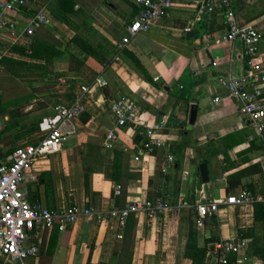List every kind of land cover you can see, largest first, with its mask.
<instances>
[{
	"label": "crops",
	"instance_id": "1",
	"mask_svg": "<svg viewBox=\"0 0 264 264\" xmlns=\"http://www.w3.org/2000/svg\"><path fill=\"white\" fill-rule=\"evenodd\" d=\"M57 1L25 0L21 14H9L8 28L0 30V58L43 64L42 59L10 50L18 47L29 51L35 38L53 46L58 53L52 58L51 75L46 80L25 81L19 91L16 86L13 90L23 94L18 97L33 94L34 98L24 103L29 105L41 100L44 94L35 88L44 85H53L52 93L63 94L55 90L56 85L66 92L72 82L89 85L91 80L101 77L106 86L104 91L95 87L85 95L80 116L88 121L83 122L80 116L70 121L68 140L62 150L27 168L21 187L30 203L49 209L90 203L97 210L107 211L121 209L136 199L155 204L164 197L167 210L154 218L132 214L122 230L113 221L96 224L88 220H80L65 231L45 230L37 244L38 257L31 264H191L185 256V246L197 219L195 206L230 197L239 202L220 204L215 214L196 224L197 246L206 249L204 264H217L219 242L239 238L245 239L246 246L229 257L231 264H264L255 255L256 249L264 244V221L255 223L253 215L254 203L264 195V147L246 155L251 162L231 166L249 146L248 136L253 132L239 115L236 103L218 87L222 79L243 75L248 59L240 41H224L223 16L206 14L200 18L203 27L199 28L200 20H196L192 3L200 0H178L168 16L156 20L148 31L139 32L126 46H121L127 27L140 12L134 0H72L80 12L71 21L82 39L98 50L103 48L108 64L102 66L71 41L75 32L51 12ZM230 1L237 22L251 24L260 31L257 59L264 63V0ZM38 12L49 23L27 37L23 34L27 19ZM0 71L5 73L1 67ZM180 92H185V97ZM120 96L131 98L150 126L162 119L168 121L169 117L185 122L184 134L188 135L190 145L182 152L179 170L171 168L167 175L160 172L161 161L181 140L178 127L163 132L160 136L163 145L154 147L151 153L136 149L131 142L134 130L126 128H117V142L112 149L105 148V137L113 128L111 101ZM216 98L219 100L213 103ZM191 105L197 107V115L195 123L188 125ZM29 106L23 113L32 109ZM50 109L51 106L43 109L47 110L45 115L37 116L36 120L47 116ZM33 113L23 123L33 122ZM0 116L4 119L1 126L18 119L17 114L9 118L6 110ZM211 136L214 139H209ZM41 137L37 131L14 144L4 145L2 141L0 145L7 150L34 144ZM115 151H123L119 184L111 177ZM202 158L207 163L197 164ZM202 164L206 166L208 183L200 178ZM237 172H244L239 187L227 190V178ZM114 186L120 187V195H114ZM181 202L193 208L180 207ZM253 227V232L241 236L240 230ZM32 243L36 244L33 240L28 242Z\"/></svg>",
	"mask_w": 264,
	"mask_h": 264
},
{
	"label": "built area",
	"instance_id": "2",
	"mask_svg": "<svg viewBox=\"0 0 264 264\" xmlns=\"http://www.w3.org/2000/svg\"><path fill=\"white\" fill-rule=\"evenodd\" d=\"M178 0H134L140 7L135 20L127 27V35L121 39L120 45L126 46L132 37L139 32L148 31L156 20L166 17ZM25 0H0V30L8 28L9 14L19 15L25 6ZM196 20L206 14H220L226 25L224 41H240L245 49L247 69L241 76H229L218 82L219 89L226 93L227 98L237 105L239 115L249 123L252 134L248 141H258L264 144V63L257 59V49L262 37L260 31L251 24L237 22L230 0H200L192 3ZM49 23L48 18L41 12L27 19V26L23 34L31 37L42 25ZM158 78H155L157 81ZM106 81L96 77L89 85L80 86L78 95L70 102L57 104L50 109V113L43 117L38 124L41 139L34 144H23L16 148L2 149L0 145V264H31L27 261L38 257V246L41 233L56 228L65 231L80 220L93 221L103 224L113 221L122 230L132 214H147L154 218L167 210L164 197L155 204L144 199L129 202L121 209L107 211L97 210L87 205L67 204L57 209L43 207L39 203H30L27 192L21 187L24 171L47 157L62 150L68 140L67 124L78 119L83 109L81 102L85 95L90 94L95 87L103 88ZM219 99L216 98L213 103ZM111 128L104 141L105 148L112 149L119 138L116 129H146L148 142L144 144L146 152L151 153L156 146L163 145L160 136L165 130L167 121L160 120L148 125L142 118L140 108L129 98L120 96L111 101ZM209 139H214L211 136ZM135 160H138L135 158ZM174 159L170 153L163 158L160 172L167 175L173 166ZM115 196L120 195V187L114 186ZM245 200V195L242 194ZM264 208V195L258 199ZM235 197L226 200H216L209 204H198L195 210L198 216L197 225L201 220L218 211L220 204H236ZM192 209V205L181 202L180 207ZM121 234L118 235L120 239ZM30 240L36 242L28 244ZM246 246L243 238L223 240L217 244L219 256L217 264H230L229 257L237 255Z\"/></svg>",
	"mask_w": 264,
	"mask_h": 264
},
{
	"label": "trees",
	"instance_id": "3",
	"mask_svg": "<svg viewBox=\"0 0 264 264\" xmlns=\"http://www.w3.org/2000/svg\"><path fill=\"white\" fill-rule=\"evenodd\" d=\"M75 3L72 0H58L54 7H51V12L53 15L60 20L62 23L67 25L71 30L75 32L74 36L72 37L71 41L75 43L82 51L86 52L88 55L93 57L96 61H98L102 66H106L108 63L106 62V56L103 53V48H94L84 39H82L77 34V28L72 23L71 18L75 17L80 11L74 8ZM215 14V13H212ZM201 23V24H200ZM202 20L199 22V28H202ZM206 31L205 29L201 32L202 35ZM11 51H16L18 53L27 55L32 59H42L44 61L43 64H34L19 60H14L7 57L0 58V67L12 77L13 80L19 82H43L46 80L50 75L51 72L49 70V66L51 65L52 58L57 55L58 53L54 50V47L40 42L38 39H33L31 43V47L29 51H26L25 48H18V47H11ZM149 81V79H147ZM92 83V80L91 82ZM157 85V84H156ZM47 86L44 85L43 87L35 88V91H40L43 95L41 100L38 102L39 109H46L50 105L51 107L57 105L59 103V99L63 98L64 100L70 102L72 101L77 95L80 90V86L77 83L72 82L69 84L68 89L63 94H56L52 93L54 91V86ZM158 86V85H157ZM105 89L103 88V91ZM47 92V94H46ZM106 96V92H104ZM186 95L185 92H180V96ZM185 97V96H184ZM33 94L31 95H24L20 97H16L14 99L5 100L2 95L0 94V114L7 110L8 108H14L17 112L18 119L9 120L3 126L0 127V142L4 141V145L7 143L14 144L16 141L27 137L31 134H34L38 131V124L39 119H35L30 124L23 123L24 120L27 118L29 113L20 112L22 105L25 106V102L33 99ZM80 119L83 122H87L86 118L80 116ZM171 127H178L180 129V137L181 140L178 141L171 151L172 156L174 157V166L172 167L173 170L177 171L180 167V161L182 158V152L190 145L188 141V135H185V122H179L177 119L173 117H169L165 131H167ZM11 131V132H10ZM10 132V135L6 136ZM7 141V142H5ZM131 142L134 144L136 149H140L141 151H146L144 148V144L148 142V138L146 137V129L142 127H137L134 130V135L131 138ZM264 145H260L258 141H252L249 143V146L241 153L238 154L239 159L236 163H232L231 166L235 167L237 165H242L246 162H251V160L246 156L248 153L252 152L253 150H261L263 149ZM16 147H11V149ZM3 149V147H2ZM195 149V147H194ZM122 158H123V151H115L114 152V160H113V168H112V180L119 184L120 177L122 172ZM195 163V160H191ZM207 163V161L202 158L201 161H198L197 164ZM196 176H198V171L196 170ZM244 172H237L227 178V190L239 187L241 178L243 177ZM85 191L86 194L88 192V177L85 176ZM88 196V194H87ZM87 206H90V203H87ZM253 215L255 223L263 222L264 221V208L262 207L261 203L255 202L253 205ZM198 219V216H195ZM194 217V218H195ZM130 218V217H129ZM128 218V219H129ZM196 222H193V226L190 228L188 238L186 241L185 246V256L186 258L191 260V264H204V258L206 254L205 248H199L196 242ZM128 222V220H127ZM126 222V226H127ZM195 225V226H194ZM125 226V227H126ZM254 227L250 229L240 230L242 237L246 236V233L249 234L253 232ZM255 255L258 256L260 259L264 260V244L259 246L256 251ZM231 264V262H230Z\"/></svg>",
	"mask_w": 264,
	"mask_h": 264
},
{
	"label": "rangeland",
	"instance_id": "4",
	"mask_svg": "<svg viewBox=\"0 0 264 264\" xmlns=\"http://www.w3.org/2000/svg\"><path fill=\"white\" fill-rule=\"evenodd\" d=\"M24 83L23 82L14 81L8 75H6L5 73L0 71V94L2 95V97L5 100H9V99L18 97L19 95H23V94H21V92H16L15 90H13V86H16L15 89L19 91L22 88V84H24ZM77 84L79 85V83H77ZM55 90H57V92H59V91H61V92L63 91V93L65 92V90L64 89L62 90V87H60L58 85H56V89ZM58 101H59L58 104H60V103H63L65 100L63 98H60ZM29 105H32L31 112H35V113H33L31 115L32 118H34V119H36V117L39 116V115H45L44 113H46V111H47V110L43 111L42 109H39L38 102L29 104ZM29 105H25V106L22 105L23 107H21L20 112H23L22 110H24L26 106L29 108L30 107ZM6 114H8L9 118H12L13 114H17V112L13 108V110L12 109L11 110H6ZM2 123H4V119H3V116H0V127H1ZM27 262L31 263V260H29Z\"/></svg>",
	"mask_w": 264,
	"mask_h": 264
},
{
	"label": "water",
	"instance_id": "5",
	"mask_svg": "<svg viewBox=\"0 0 264 264\" xmlns=\"http://www.w3.org/2000/svg\"><path fill=\"white\" fill-rule=\"evenodd\" d=\"M196 115H197V107L195 105H191L190 106V111H189V116H188V122H187L188 125H193L195 123ZM171 148H172V146H170V149ZM199 172H200L201 181L203 183H208L209 182V178H208L206 166L203 165V164L200 165L199 166Z\"/></svg>",
	"mask_w": 264,
	"mask_h": 264
}]
</instances>
